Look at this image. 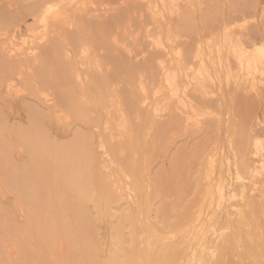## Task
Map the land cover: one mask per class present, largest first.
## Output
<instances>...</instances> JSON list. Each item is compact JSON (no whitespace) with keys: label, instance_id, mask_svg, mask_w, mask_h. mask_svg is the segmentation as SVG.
I'll use <instances>...</instances> for the list:
<instances>
[{"label":"bare ground","instance_id":"bare-ground-1","mask_svg":"<svg viewBox=\"0 0 264 264\" xmlns=\"http://www.w3.org/2000/svg\"><path fill=\"white\" fill-rule=\"evenodd\" d=\"M73 3L0 0V264H264V0Z\"/></svg>","mask_w":264,"mask_h":264},{"label":"rangeland","instance_id":"rangeland-1","mask_svg":"<svg viewBox=\"0 0 264 264\" xmlns=\"http://www.w3.org/2000/svg\"><path fill=\"white\" fill-rule=\"evenodd\" d=\"M68 0H66V2H67ZM71 1V3H73V1H75L73 4H75L76 3V5H77V2L79 3L78 5H79V7H81V5L82 6H84V5H87V6H84V8H81V10L80 11H77V13L79 14L80 12H81V14H79V16H77V17H80V16H83L84 18H88V17H91L92 18V20H96V21H98L99 22V24H98V22H92L91 21V23H90V25H92V27H103V24H105V22L103 21L104 19L103 18H105L106 17V15H107V17L108 18H112L113 17V19H115L116 18V16L115 15H113V16H111L110 14L112 13V14H115L116 12H119L120 14L123 12V15H122V22L121 23H119V25H118V27H127L128 29H129V27H131L132 25V27H134L135 26V28H136V26L138 27V28H142V27H146L147 25H145L146 24V22H144L145 24H142V25H140V23H142L141 22V20H143L144 19V17H147L148 19H149V17H148V15L146 14V11L145 10H140L139 11V8L138 9H135V10H137V11H135L134 10V12L135 13H133L132 12V10H133V8H131V10L129 9V7H127V0H94V2L92 1V0H89V4L87 3V0H86V2H85V0H81V1H78V0H70ZM92 1V2H91ZM111 1V2H110ZM81 2V3H80ZM82 2H84V3H82ZM106 2V3H105ZM115 2V3H114ZM92 3V4H91ZM94 3V4H93ZM111 5H110V4ZM117 3V4H116ZM141 3V1H139V4ZM81 4V5H80ZM84 4V5H83ZM96 4V5H95ZM104 4V5H103ZM105 6V7H104ZM118 7H120V9H118V10H115V8H118ZM123 7H125L124 8V11H123V9H121V8H123ZM141 7H143V6H141ZM85 8H86V10H85ZM84 11H83V10ZM113 9V10H112ZM112 10V11H111ZM116 12H115V11ZM103 11L105 12V11H107V13H104V14H106V15H104V16H102L103 15ZM143 11V12H142ZM88 12V13H87ZM114 12V13H113ZM142 12V13H141ZM101 13V14H100ZM119 13H117L116 15H120ZM139 13H141V15H142V17H143V19H142V17L139 15ZM77 14V15H78ZM84 14H85V16H84ZM93 14V15H92ZM135 14V15H134ZM89 15V16H88ZM99 16H100V18H99ZM61 17H63V16H61ZM83 17H81V21H84V20H82V19H84ZM96 17V18H95ZM98 17V18H97ZM115 17V18H114ZM118 17V16H117ZM140 17H141V19H140ZM56 19H58V18H60V16L57 18V17H55ZM54 18V19H55ZM94 18V19H93ZM129 18V19H128ZM131 18V19H130ZM139 18V20H137ZM101 19V20H100ZM105 19H107V18H105ZM132 19H134L133 20V22H132ZM51 20H52V18H51ZM100 20V21H99ZM129 21V22H131V23H137V24H132L131 25V23H130V25L131 26H129L128 24H129V22L127 23V21ZM136 20V21H135ZM55 21V20H54ZM137 21H139V24H138V22ZM145 21V20H144ZM101 22V23H100ZM93 23H94V25H96V26H94L93 25ZM86 24V23H85ZM102 24V25H101ZM27 25H29V26H27ZM33 25H35V24H33L32 23V20H31V18L30 17H28L27 19H26V21H25V23H20V26L19 27H22V32L23 33H25L24 31H25V27H40L39 25H35V26H33ZM101 25V26H100ZM138 25H140V27L138 26ZM197 26H198V24H197ZM84 27H89V26H87V24H86V26L84 25ZM127 29V30H128ZM26 33L27 34H31L29 31H26ZM103 34V33H102ZM107 34V33H106ZM96 35H100V37H101V34L99 33V34H95V33H93V35L92 36H94L93 37V39L94 38H99L98 36L96 37ZM86 36H88L87 34H85V37ZM122 37V36H121ZM88 38H86L85 40H87ZM105 42H107L106 40H105ZM39 43H42V41L41 42H39ZM84 44V43H83ZM86 45V44H85ZM98 45H94V47H97ZM22 47H26V45H24L23 44V46ZM86 47V46H85ZM98 48H99V50L100 51H98ZM98 48L95 50V51H97V53L96 54H99V55H102V54H104V52L102 53V50L104 51L105 49H103L101 46H98ZM100 48H102V49H100ZM106 52V51H105ZM101 53V54H100ZM48 59V58H47ZM50 59V58H49ZM47 61V60H46ZM44 63H46V62H44ZM47 63H48V61H47ZM46 63V64H47ZM121 75V74H120ZM168 130V129H167ZM166 133H167V131H166ZM165 133V134H166Z\"/></svg>","mask_w":264,"mask_h":264}]
</instances>
